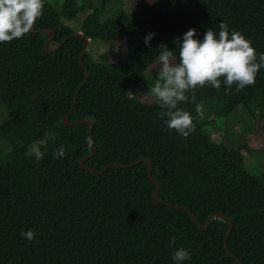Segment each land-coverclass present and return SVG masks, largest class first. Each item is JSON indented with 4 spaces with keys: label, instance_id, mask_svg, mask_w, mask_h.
Here are the masks:
<instances>
[{
    "label": "trees",
    "instance_id": "trees-1",
    "mask_svg": "<svg viewBox=\"0 0 264 264\" xmlns=\"http://www.w3.org/2000/svg\"><path fill=\"white\" fill-rule=\"evenodd\" d=\"M135 2L140 14L121 23L102 19L92 1L64 0L57 6L44 0L33 28L54 29L49 49L77 31L108 44L99 61L84 53L89 77L69 116L93 122L96 153L83 164L101 170L150 158L152 177L161 183L157 200L187 207L201 225L211 213L229 217L234 224L229 251L243 264H264V177L246 168L243 151H252L246 143L226 146L213 141L207 129L236 110L246 115V125L264 120V68L255 84L241 91L235 85L226 91L222 82L219 89L205 85L187 93L189 102L179 107L196 125L187 138L167 128L156 102L135 95L142 76L159 71L161 45L175 51L179 62L176 41L182 43L190 28L198 39L208 29L218 38L224 21L229 33L239 31L264 53V0ZM85 6L90 12L77 31L62 21L76 18ZM148 33L155 35L146 44ZM46 40L47 34L30 31L0 43V104L7 112L0 122V140L6 142L0 147V264H175L173 253L181 247L191 253L182 264H239L224 250L227 221L216 216L201 230L187 211L152 202L156 186L147 176V162L100 174L79 166L92 152L89 125L67 126L62 119L85 76L79 65L83 40L71 37L45 52ZM201 104L209 117L198 115ZM229 123L235 119L224 126ZM45 131L55 132V138L45 137ZM229 134L224 128L225 138ZM33 143L44 153L39 162L26 155ZM61 145L66 157L53 159ZM28 230L35 232L31 241L21 236ZM172 238L175 244L169 246Z\"/></svg>",
    "mask_w": 264,
    "mask_h": 264
},
{
    "label": "clouds",
    "instance_id": "clouds-1",
    "mask_svg": "<svg viewBox=\"0 0 264 264\" xmlns=\"http://www.w3.org/2000/svg\"><path fill=\"white\" fill-rule=\"evenodd\" d=\"M44 0H0V43L12 42L29 33L38 18L43 15ZM217 32L208 29L203 39L196 38V30L190 28L183 34L182 43H179V62L176 61L175 51L161 45L159 54L160 67L157 79L150 87V94L155 98L157 105L163 109L157 113L160 118H166L167 128L187 138L196 125L193 117L183 108L181 103H188L187 93L195 92L198 87L210 85L219 89L221 83L225 90L236 86V91L255 84L256 75L264 68V53H257L251 41L239 31L229 33L228 25L221 21ZM154 33H148L145 43L149 44ZM196 111L201 119L203 112L199 105ZM44 136L54 139L55 132L45 131ZM89 148L92 141L86 137ZM27 156H34L39 162L44 153L38 144H31L26 152ZM66 157L65 147L59 146L54 150L53 159ZM21 236L31 241L35 232L28 230L21 232ZM175 244V238L169 241V246ZM191 258V253L181 247L172 256L175 264Z\"/></svg>",
    "mask_w": 264,
    "mask_h": 264
},
{
    "label": "rangeland",
    "instance_id": "rangeland-1",
    "mask_svg": "<svg viewBox=\"0 0 264 264\" xmlns=\"http://www.w3.org/2000/svg\"><path fill=\"white\" fill-rule=\"evenodd\" d=\"M47 1L56 2L57 6H59L64 0ZM83 1L94 2L93 5L102 10V19L112 17L121 23H126L130 18L141 12L135 0H77L80 5ZM89 12L90 9L85 6V9L80 11L76 18L70 20L62 19V21L73 30L77 31ZM87 51L92 60L99 61L100 56L108 52L109 48L106 42L100 39H91L87 43ZM158 72L159 71L149 72L142 76L141 84L135 91V95L140 97L142 101L155 103V98L150 94L149 90L157 79ZM201 108L203 109V115L205 113L206 117H209L211 114L209 109L203 104H201ZM262 109V111H264V102L262 103ZM6 117L7 112L0 104V122L4 121ZM232 117L235 119L234 125L229 123L224 126V122L227 120H234ZM247 121L248 118L246 115L241 110H236L230 116L221 118V120L218 121L219 123L210 124L207 129L211 133L213 141L223 142L226 146H231L232 141H235V143H246L252 150L243 151L246 168L248 170L254 168L256 174H261L264 177V120L256 118L255 121L246 125ZM224 128L231 133L229 136L227 135L226 138L224 136ZM5 144V141L0 140L1 148H4ZM262 181L264 182V180Z\"/></svg>",
    "mask_w": 264,
    "mask_h": 264
},
{
    "label": "water",
    "instance_id": "water-1",
    "mask_svg": "<svg viewBox=\"0 0 264 264\" xmlns=\"http://www.w3.org/2000/svg\"><path fill=\"white\" fill-rule=\"evenodd\" d=\"M31 31H34V32H43L45 34H47V40L45 41L44 43V46H43V49L45 52H51V51H54L56 49H58L60 46H62L67 39L71 38V37H80L82 40H83V45H82V49H81V52H80V56H79V65L80 67L82 68V70L84 71L85 73V76L83 78V80L79 83V85L76 87L75 91H74V94H73V101H72V104L68 110V112L64 115L63 119H62V122L64 125H67V126H74V125H78V124H83V123H86L89 125V128H88V132H87V136L88 138L92 141V137H91V131H92V128H93V122L91 120H88V119H83V120H76V121H69V116L76 104V101H77V95H78V92L79 90L81 89V87L84 85V83L87 81L88 77H89V71L87 70V68L84 66L83 64V57H84V53L86 52L87 50V43H88V40L89 38H87L82 32L80 31H77V32H73L71 34H69L68 36H66L65 38H63L61 40V42H59V44L52 48V49H49L48 48V45L50 44V42L53 40L54 36H55V31L54 29H41V30H34L32 29ZM38 96V93H35L34 95V98H36ZM93 142V141H92ZM92 152L84 157H82L80 160H79V166L81 168H84V169H87L89 170L90 172L92 173H95V174H100V173H103L105 170H107L109 167H131V166H134L136 164H139L141 162H147V176L149 178V180L156 186L153 194H152V202H154L155 204H165L167 206H170V207H173V208H176V209H183L185 211H187L190 216L192 217L193 221L195 222V224L198 226L199 229L201 230H205L207 229L208 225H209V222L212 218L214 217H218V218H221L225 221H227L229 223V226H228V229L226 231V234L224 236V241H223V245H224V250L226 251V253L231 256V257H234L236 259V261L239 263V264H243L239 258L237 256H235L234 254H232L228 247H227V239L233 229V221L223 215V214H218V213H211L207 219H206V222H205V225H201L198 223L195 215L193 214V212L188 209L187 207L185 206H181V205H175L173 203H170L168 201H164V200H157L156 197H157V194L159 193L160 191V188H161V183L157 180H155L153 177H152V160L150 158H141V159H138L134 162H131V163H109L107 164L106 166H104L101 170H95V169H92V168H89L87 166H85L83 164V161L90 158L91 156H93L95 153H96V147L94 145V143H92ZM165 174V168L163 167V173H162V176H164Z\"/></svg>",
    "mask_w": 264,
    "mask_h": 264
}]
</instances>
